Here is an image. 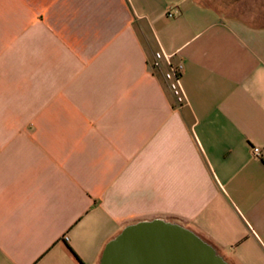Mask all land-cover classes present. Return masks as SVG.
<instances>
[{
    "label": "crops",
    "instance_id": "1",
    "mask_svg": "<svg viewBox=\"0 0 264 264\" xmlns=\"http://www.w3.org/2000/svg\"><path fill=\"white\" fill-rule=\"evenodd\" d=\"M143 222L264 264V0H0V264Z\"/></svg>",
    "mask_w": 264,
    "mask_h": 264
},
{
    "label": "water",
    "instance_id": "2",
    "mask_svg": "<svg viewBox=\"0 0 264 264\" xmlns=\"http://www.w3.org/2000/svg\"><path fill=\"white\" fill-rule=\"evenodd\" d=\"M100 264H227L215 248L176 225L143 222L111 241Z\"/></svg>",
    "mask_w": 264,
    "mask_h": 264
},
{
    "label": "built area",
    "instance_id": "3",
    "mask_svg": "<svg viewBox=\"0 0 264 264\" xmlns=\"http://www.w3.org/2000/svg\"><path fill=\"white\" fill-rule=\"evenodd\" d=\"M162 60L165 61L167 59L165 58V56L162 53H157L155 55V59H154V62H153V67L154 68H159ZM165 79L171 83L170 84L171 90L174 92V94L177 97H179V100H182L183 99V93L181 91V87H180V83H179V74H178V72L175 69H173V68H169L168 72L165 74ZM260 154H261L260 153V149H258V148H254L253 149V155L255 157H260Z\"/></svg>",
    "mask_w": 264,
    "mask_h": 264
},
{
    "label": "flooded vegetation",
    "instance_id": "4",
    "mask_svg": "<svg viewBox=\"0 0 264 264\" xmlns=\"http://www.w3.org/2000/svg\"><path fill=\"white\" fill-rule=\"evenodd\" d=\"M219 255V254H218ZM220 256V255H219ZM221 258H223V260L227 263V264H235V263H232L231 261L227 260L226 258L220 256Z\"/></svg>",
    "mask_w": 264,
    "mask_h": 264
}]
</instances>
